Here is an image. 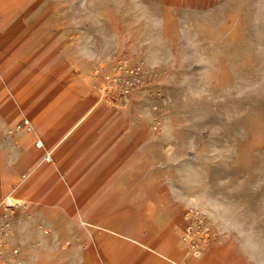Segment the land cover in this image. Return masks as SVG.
<instances>
[{"label":"rangeland","instance_id":"obj_1","mask_svg":"<svg viewBox=\"0 0 264 264\" xmlns=\"http://www.w3.org/2000/svg\"><path fill=\"white\" fill-rule=\"evenodd\" d=\"M0 229V264H264V0H0Z\"/></svg>","mask_w":264,"mask_h":264},{"label":"bare ground","instance_id":"obj_2","mask_svg":"<svg viewBox=\"0 0 264 264\" xmlns=\"http://www.w3.org/2000/svg\"><path fill=\"white\" fill-rule=\"evenodd\" d=\"M27 127H29V126H27ZM30 130H32L31 128H30ZM33 133H35L36 134V130L33 132H29V131H27L26 130V132H24L23 134H21L20 135V139L21 140H23V141H25V139H27L31 134H33ZM19 134V133H18ZM17 134V135H18ZM47 139V138H46ZM38 142V143H37ZM36 144H39V146L40 145H45V142L43 141V139H41V140H38V141H36ZM58 147V146H57ZM57 147H54V144H53V146H52V149H57ZM28 150L30 151L29 153H30V155H31V157L33 158V157H35V155H36V152H34V148L31 146V147H29L28 148ZM8 201L9 202H12V197H9L8 198ZM6 230H7V228H6ZM4 232H6L5 230H2V229H0V246L2 245L1 243V239H2V236H3V234H5ZM190 241V240H189ZM1 248V247H0ZM159 254H160V256H163L162 258L164 259V261H166V260H170V259H174V257H176L177 258V260L181 263V264H185V262L183 261V259H181L178 255H175V254H172V253H170V252H168L167 250H164V249H162L161 247L159 248Z\"/></svg>","mask_w":264,"mask_h":264},{"label":"crops","instance_id":"obj_3","mask_svg":"<svg viewBox=\"0 0 264 264\" xmlns=\"http://www.w3.org/2000/svg\"><path fill=\"white\" fill-rule=\"evenodd\" d=\"M114 231H116V230L114 229ZM142 244L144 245L142 251H147V253L150 252V253L156 254L158 256L159 260L163 259L162 258L163 256H160V254H159L160 246H153L152 244H149V243H142ZM176 261L179 262L177 259H176Z\"/></svg>","mask_w":264,"mask_h":264},{"label":"built area","instance_id":"obj_4","mask_svg":"<svg viewBox=\"0 0 264 264\" xmlns=\"http://www.w3.org/2000/svg\"><path fill=\"white\" fill-rule=\"evenodd\" d=\"M26 122H28V121H26Z\"/></svg>","mask_w":264,"mask_h":264}]
</instances>
